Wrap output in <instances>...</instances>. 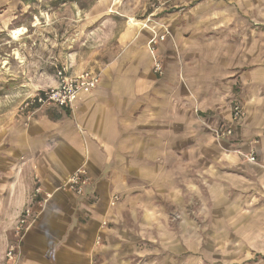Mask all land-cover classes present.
I'll return each instance as SVG.
<instances>
[{
    "label": "crops",
    "instance_id": "0c3cea01",
    "mask_svg": "<svg viewBox=\"0 0 264 264\" xmlns=\"http://www.w3.org/2000/svg\"><path fill=\"white\" fill-rule=\"evenodd\" d=\"M173 5L153 22L170 26L163 76L151 28L132 21L108 60L70 69L99 77L73 108L0 116V264L37 185L47 200L21 264H264V0ZM236 88L245 116L220 143L206 126L231 125ZM80 168L83 195L65 186Z\"/></svg>",
    "mask_w": 264,
    "mask_h": 264
},
{
    "label": "rangeland",
    "instance_id": "374dc122",
    "mask_svg": "<svg viewBox=\"0 0 264 264\" xmlns=\"http://www.w3.org/2000/svg\"><path fill=\"white\" fill-rule=\"evenodd\" d=\"M176 1L0 0V116L14 114L18 109L23 111L27 100L40 88L56 86L60 68H66L67 73L72 75L70 69L74 66L86 68L97 60H108L107 55L120 32L132 21L142 28H151L152 36L148 40V48L152 55V71L158 77L163 76L165 67L159 48L161 42L169 36L170 26L165 24L164 30L159 32L153 29V22L159 21L161 15L178 9L173 5ZM18 27L24 28L25 31L15 38L12 32ZM152 38L159 39L154 45V52L150 46ZM157 60L163 67L161 73L155 72ZM55 80L57 84L53 85ZM235 90L233 101L230 103L231 125L206 126L220 143L232 138L233 126L240 124L245 116L242 103L237 101L239 89ZM236 106L242 112L237 119L233 117ZM195 110L199 112L200 108ZM229 130L230 132H227ZM232 151L248 163L258 161L257 152L253 149L237 148ZM252 152L256 157L254 161L249 160V154ZM83 169L90 181L88 169ZM65 186L67 187V183ZM38 187L40 185L35 186L34 200L29 205L40 212L38 208L40 205L35 207V204L45 203L47 195L37 193ZM84 193L85 188L82 194L75 192L77 195ZM120 198L119 194H114L112 205H115ZM172 217L179 219L180 215L173 214ZM16 242L17 238L10 244ZM21 242L22 240L20 244ZM19 251L21 252L20 249Z\"/></svg>",
    "mask_w": 264,
    "mask_h": 264
},
{
    "label": "built area",
    "instance_id": "2783aa9c",
    "mask_svg": "<svg viewBox=\"0 0 264 264\" xmlns=\"http://www.w3.org/2000/svg\"><path fill=\"white\" fill-rule=\"evenodd\" d=\"M158 41L159 39L157 38L151 39L150 46L152 47V52H154V45L157 44ZM162 69L163 67L161 63L157 60L155 62V72L161 73ZM57 75L58 84L44 89L29 98L26 102V106L52 103L61 107L73 108L80 91H92L99 83V77L89 71H84L77 75H69L66 68L62 67L58 70ZM241 114L242 112L240 108L236 106L233 117L237 119L241 116ZM227 132H230V130ZM249 160H256L253 152L249 154ZM88 181L89 179L87 178L86 171L83 168H80L71 175L69 181L67 182V187L74 190L78 194H82ZM36 192L43 193L42 188L38 187ZM39 215V211L32 205L25 207L21 211L15 228L17 242L15 244H10L6 254L8 264H21V252L19 251L20 241L23 240L26 232L34 225Z\"/></svg>",
    "mask_w": 264,
    "mask_h": 264
},
{
    "label": "bare ground",
    "instance_id": "6f19581e",
    "mask_svg": "<svg viewBox=\"0 0 264 264\" xmlns=\"http://www.w3.org/2000/svg\"><path fill=\"white\" fill-rule=\"evenodd\" d=\"M25 31L24 28H21V27H18V28H15L14 31L12 32V34L14 35V37L16 38L17 36L23 34Z\"/></svg>",
    "mask_w": 264,
    "mask_h": 264
}]
</instances>
